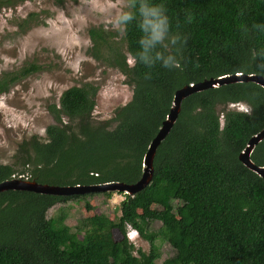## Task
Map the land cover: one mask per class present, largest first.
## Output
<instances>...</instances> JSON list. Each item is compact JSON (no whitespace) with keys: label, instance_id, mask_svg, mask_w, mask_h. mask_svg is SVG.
Listing matches in <instances>:
<instances>
[{"label":"trees","instance_id":"obj_1","mask_svg":"<svg viewBox=\"0 0 264 264\" xmlns=\"http://www.w3.org/2000/svg\"><path fill=\"white\" fill-rule=\"evenodd\" d=\"M18 1L26 0H0V10ZM154 2L163 3L171 31L184 39L177 53L179 66L127 63L129 53L139 48L135 21L123 33L125 52L110 45L108 32L90 28L91 56L124 76L130 100L110 119L95 121L98 88L85 84L66 89L48 108L53 123L45 129L46 139L22 140L13 163L0 164V182L22 176L57 186L132 184L142 174L143 156L177 89L235 73L264 77L256 68L264 63V0ZM42 68L30 63L2 74L0 96ZM237 103L249 111L226 109ZM263 127L264 89L254 83L225 84L184 99L175 124L156 149L151 183L133 196L123 195L116 224L119 241L104 217L84 218L80 234L71 232L61 209L46 217L49 208L70 199L97 194L110 198L112 192H1L0 264H157L158 239L174 250L161 264H264V180L238 160L249 138ZM250 158L264 166V140ZM155 221L161 227L154 231L150 225ZM128 225L148 243V252L134 249L126 236Z\"/></svg>","mask_w":264,"mask_h":264},{"label":"rangeland","instance_id":"obj_2","mask_svg":"<svg viewBox=\"0 0 264 264\" xmlns=\"http://www.w3.org/2000/svg\"><path fill=\"white\" fill-rule=\"evenodd\" d=\"M126 3L127 0H26L1 8L0 76L30 63L43 68L21 78L11 85L8 93L0 96V164L13 163L22 140L31 136L41 141L46 139L45 129L53 123L48 108L57 104L62 92L70 87L91 84L98 88L92 117L95 121L110 119L117 107L130 100L131 88L125 85L124 76L91 56L93 44L88 35L90 28H102L110 34V45L125 52L123 33L113 28L110 21ZM31 13L36 16L24 22ZM226 109L249 111L244 103L228 104ZM123 195L73 198L49 208L46 217H54L61 209L66 216L65 224L77 234L84 218L104 217L112 222V236L119 241L122 235L116 224ZM160 227L158 221L150 225L154 231ZM131 229L126 227V235ZM156 245L160 253L157 264L174 255L167 242L158 239ZM133 246L135 250H149L148 243L139 235L133 240Z\"/></svg>","mask_w":264,"mask_h":264},{"label":"water","instance_id":"obj_3","mask_svg":"<svg viewBox=\"0 0 264 264\" xmlns=\"http://www.w3.org/2000/svg\"><path fill=\"white\" fill-rule=\"evenodd\" d=\"M251 82L259 85L264 89V77L256 74L235 73L219 76L217 78H209L203 81L185 85L177 89L173 95L172 105L161 127L156 133L155 137L150 142L146 153L142 160V174L140 178L132 183L125 184L121 182H108L96 185H68L57 186L49 184H41L35 181L24 180L19 177H12L9 180L0 182V193L13 191H27L36 194L53 195V196H77L96 194L104 192L120 193L128 196H133L136 193L146 188L153 178V158L156 149L165 137L171 131L175 124L178 114L180 112L181 103L190 95L205 91L211 88H217L225 84L246 83ZM264 140V127L251 136L247 141L244 149L239 153L238 160L248 170L255 173L264 180V166H257L250 158L254 148Z\"/></svg>","mask_w":264,"mask_h":264},{"label":"clouds","instance_id":"obj_4","mask_svg":"<svg viewBox=\"0 0 264 264\" xmlns=\"http://www.w3.org/2000/svg\"><path fill=\"white\" fill-rule=\"evenodd\" d=\"M133 21L140 33L137 41L139 48L134 54L129 53L128 63L132 65L139 62L149 68L157 63L163 68L178 67L177 53L184 39L171 31L169 16L163 3L154 0H127L125 7L117 12L110 23L113 28L124 33L127 25ZM256 68L259 72H264V63H257Z\"/></svg>","mask_w":264,"mask_h":264},{"label":"built area","instance_id":"obj_5","mask_svg":"<svg viewBox=\"0 0 264 264\" xmlns=\"http://www.w3.org/2000/svg\"><path fill=\"white\" fill-rule=\"evenodd\" d=\"M128 228L129 229H131V227L130 226H128ZM127 238L130 240V241H133L138 235H137V232L135 231V230H130V231H128V233H127Z\"/></svg>","mask_w":264,"mask_h":264},{"label":"flooded vegetation","instance_id":"obj_6","mask_svg":"<svg viewBox=\"0 0 264 264\" xmlns=\"http://www.w3.org/2000/svg\"><path fill=\"white\" fill-rule=\"evenodd\" d=\"M21 179H23V178H21Z\"/></svg>","mask_w":264,"mask_h":264}]
</instances>
